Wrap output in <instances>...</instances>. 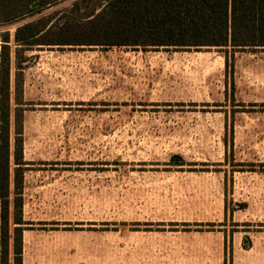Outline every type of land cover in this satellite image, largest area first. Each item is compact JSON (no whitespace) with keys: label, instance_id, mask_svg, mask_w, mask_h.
I'll return each instance as SVG.
<instances>
[{"label":"rangeland","instance_id":"1","mask_svg":"<svg viewBox=\"0 0 264 264\" xmlns=\"http://www.w3.org/2000/svg\"><path fill=\"white\" fill-rule=\"evenodd\" d=\"M32 1L0 0V52L9 36L14 116L28 108V70H55L61 186L47 189L46 221L24 222L22 185L3 264H16L24 223L55 235L51 256L66 264H195L222 243L232 264L239 244L264 243V47L54 44L79 38L64 27L107 0ZM27 23L45 27L39 44L16 43Z\"/></svg>","mask_w":264,"mask_h":264},{"label":"trees","instance_id":"2","mask_svg":"<svg viewBox=\"0 0 264 264\" xmlns=\"http://www.w3.org/2000/svg\"><path fill=\"white\" fill-rule=\"evenodd\" d=\"M35 1L41 6L51 3L50 0L32 2ZM11 13L1 17L10 19L21 15ZM91 16L85 25L64 27L69 34L79 38L54 44L187 48L230 45L234 49L264 47V0H107L103 9ZM44 30L45 27L27 23L17 28L15 41L27 46L39 44L37 39ZM3 41L0 52V199L4 251L3 226L9 219L12 156L15 164V209L22 204L24 162L23 115L19 116L17 109L12 129L11 50L6 44L9 36ZM2 63L7 65L6 70H1ZM16 257V264H22V240Z\"/></svg>","mask_w":264,"mask_h":264},{"label":"crops","instance_id":"3","mask_svg":"<svg viewBox=\"0 0 264 264\" xmlns=\"http://www.w3.org/2000/svg\"><path fill=\"white\" fill-rule=\"evenodd\" d=\"M55 70H28L26 81V104L28 108L23 110L22 137H23V221L36 222L46 221V210L42 204L51 202L49 195H46L48 188L61 186V175L54 179L55 169L60 163L51 164L52 151L49 150L50 138L49 123L54 116L50 114V101H55L60 95L53 88L51 74ZM57 85V84H56ZM59 99V98H58ZM60 100V99H59ZM23 106V105H22ZM14 118L12 115V129H14ZM14 135H12V152L14 150ZM59 157L54 158V161ZM55 153V152H54ZM13 159V156H12ZM53 172V174H52ZM60 172V169H58ZM53 175V176H52ZM14 189V169L12 168L11 187ZM60 202V201H59ZM34 205H37L36 207ZM30 207V212H29ZM10 213L14 210V199L10 197ZM26 228L22 230V264H66L65 260L58 259L52 255L57 250L56 236L50 231L29 228L31 223H24ZM61 250V248L59 247ZM58 249V250H59ZM63 249V248H62ZM2 201L0 199V264H2ZM218 254L213 259H202L195 264H225V245H219ZM258 251L259 253H256ZM232 264H264V243L260 245L251 244L249 247L238 245L234 249Z\"/></svg>","mask_w":264,"mask_h":264}]
</instances>
